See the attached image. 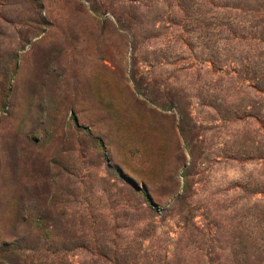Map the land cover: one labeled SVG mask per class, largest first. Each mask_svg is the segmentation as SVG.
<instances>
[{"label": "rangeland", "instance_id": "obj_1", "mask_svg": "<svg viewBox=\"0 0 264 264\" xmlns=\"http://www.w3.org/2000/svg\"><path fill=\"white\" fill-rule=\"evenodd\" d=\"M0 264H264V0H0Z\"/></svg>", "mask_w": 264, "mask_h": 264}]
</instances>
